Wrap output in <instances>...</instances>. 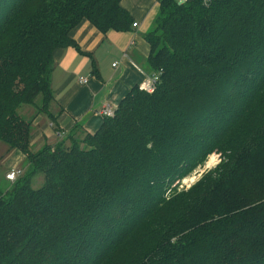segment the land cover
<instances>
[{
    "label": "trees",
    "instance_id": "trees-1",
    "mask_svg": "<svg viewBox=\"0 0 264 264\" xmlns=\"http://www.w3.org/2000/svg\"><path fill=\"white\" fill-rule=\"evenodd\" d=\"M158 1L155 89L34 150L54 52L79 49L82 21L125 32L134 18L122 0H0V140L29 160L0 195V264H264V0Z\"/></svg>",
    "mask_w": 264,
    "mask_h": 264
},
{
    "label": "crops",
    "instance_id": "crops-1",
    "mask_svg": "<svg viewBox=\"0 0 264 264\" xmlns=\"http://www.w3.org/2000/svg\"><path fill=\"white\" fill-rule=\"evenodd\" d=\"M122 6L137 26L125 32L102 33L89 21H82L72 32L79 49L69 46L54 52L55 101L48 123L40 127L42 117L35 118L34 124L39 127L32 136L34 140L60 131L66 136L73 130L77 135L94 133L104 121L101 111L106 106L116 109L134 86L154 74L148 64L150 45L145 33L154 22L159 1L122 0ZM102 54H108L110 61L105 63ZM80 78L88 82L82 83Z\"/></svg>",
    "mask_w": 264,
    "mask_h": 264
},
{
    "label": "rangeland",
    "instance_id": "rangeland-1",
    "mask_svg": "<svg viewBox=\"0 0 264 264\" xmlns=\"http://www.w3.org/2000/svg\"><path fill=\"white\" fill-rule=\"evenodd\" d=\"M174 1H179V0H174ZM102 59H104V62L107 63L108 60L110 61V58L107 54V56L104 54H102ZM53 102L50 103V105L48 106L50 111L51 108L53 106ZM38 105L40 107H44V105H42V103H38ZM25 107V106H24ZM23 108V107H22ZM20 109V112L27 117L28 119L32 118V116L34 115V111L37 109L33 106H28L25 107L23 109ZM38 116H41L42 119L40 121V127L43 126V123H48V119L49 116L45 114V112H41V114H39ZM37 116V117H38ZM35 117V118H37ZM34 118V120H35ZM39 126H35L34 121L32 123V136L34 134V131L36 129V127ZM38 130V129H36ZM62 132V131H61ZM59 132H56L55 134H45V138H37L36 140H34L31 136V143L34 146V150H38L39 148H41L45 143L47 144H55L56 142H58L59 140H61L62 138H60V136L58 135ZM66 136V135H65ZM64 136V137H65ZM79 137L81 139H84L86 137V132H81V134L79 135ZM65 139V138H64ZM66 145H69V141L67 140ZM27 154H23V152L16 150V149H10L8 147V145L0 140V195H3L5 193H7V191L10 190V187L12 186V183L9 182L7 180V173L14 169V170H18V169H23L24 172L26 173V166H29V160H25ZM221 160L220 154L218 153H212L211 155L208 156L207 160H205V162L199 166H197L189 175H187L186 177H184L183 179H181L178 183H179V191L180 190H187L189 189L192 185H194L204 174V172L214 168ZM43 183V177L42 176H38L35 179V182L33 183V186L35 188L41 186V184Z\"/></svg>",
    "mask_w": 264,
    "mask_h": 264
},
{
    "label": "built area",
    "instance_id": "built-area-1",
    "mask_svg": "<svg viewBox=\"0 0 264 264\" xmlns=\"http://www.w3.org/2000/svg\"><path fill=\"white\" fill-rule=\"evenodd\" d=\"M190 0H179L178 2L180 4L188 2ZM204 3H207L208 0H201ZM134 26H137V23L133 24ZM117 63L114 64V66H116ZM159 74L158 73H154L151 77H148L145 82H143L142 84L139 85V87L143 90H146L148 92H152L155 89L156 83L159 81ZM80 82L82 83H87L88 79L87 78H80ZM102 115L104 117H111L114 115L115 113V109H113L112 107L106 106L102 111H101ZM60 136V138H63L65 136L64 132H59L58 134ZM21 171L20 170H10L6 177L9 181H15L19 175H20Z\"/></svg>",
    "mask_w": 264,
    "mask_h": 264
}]
</instances>
